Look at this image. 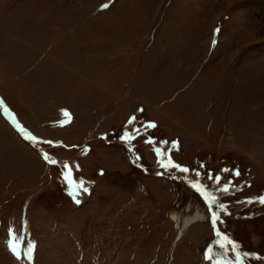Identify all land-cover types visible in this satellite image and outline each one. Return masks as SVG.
I'll use <instances>...</instances> for the list:
<instances>
[{
	"label": "rangeland",
	"instance_id": "obj_1",
	"mask_svg": "<svg viewBox=\"0 0 264 264\" xmlns=\"http://www.w3.org/2000/svg\"><path fill=\"white\" fill-rule=\"evenodd\" d=\"M258 197L264 0H0V264H264Z\"/></svg>",
	"mask_w": 264,
	"mask_h": 264
},
{
	"label": "snow or ice",
	"instance_id": "obj_2",
	"mask_svg": "<svg viewBox=\"0 0 264 264\" xmlns=\"http://www.w3.org/2000/svg\"><path fill=\"white\" fill-rule=\"evenodd\" d=\"M104 7H107V5H104ZM217 31H218V30H217ZM148 126H149V127H155L156 125H155V124H149ZM124 138H125V139H131L132 137L129 135V136H126V137H124ZM156 151L159 153L160 150L157 149ZM45 159H48L47 155H45ZM137 159H139V157H137ZM51 162H52V163H56V161H51ZM134 162H135V161H134ZM160 163H161V165H162L163 167H168V165H167V164H164L163 161H161ZM169 163L171 164L172 167H176V168H178L180 171H183V172H188V171H189V169H187V168H182L181 166L175 164L174 162L169 161ZM65 168H68V165H65ZM226 171H227V170H226ZM234 174H235V175H239V171H236ZM209 178L212 179L211 176H210ZM66 179H67V177H66ZM216 182L219 183V177L216 178ZM191 186H192L196 191H198V192H203V194H204L205 199H206L207 202H209L210 204L215 203V199H216V198H215L214 196H212L210 193H208L207 190H206V188H205L204 186L200 185L198 182H194V183H192ZM79 187H80L84 192H87V191H88V189L85 188V187L83 186V183H80ZM228 190H229V187H228L227 185L224 186V187L222 188V191H224V192H227ZM76 202L79 203L78 200H77ZM258 202L261 203V204H264V197H258ZM219 207H220L221 209H224L225 206H224V205H219ZM209 210L211 211V207L209 208ZM211 215H212V222L215 224L216 220L218 219L217 213L213 211V212H211ZM218 235H219V233H218ZM229 243L232 244V245H233V248L235 249L236 246H235L234 242L229 241ZM219 246H220L221 248L224 247L223 244H220ZM13 251L15 252V248H13ZM245 255H248V254H245ZM206 258L209 259V260L213 259L212 255H209V256H207ZM236 258H237L238 260L242 259L241 255H240V253H239L238 251H236Z\"/></svg>",
	"mask_w": 264,
	"mask_h": 264
},
{
	"label": "bare ground",
	"instance_id": "obj_3",
	"mask_svg": "<svg viewBox=\"0 0 264 264\" xmlns=\"http://www.w3.org/2000/svg\"><path fill=\"white\" fill-rule=\"evenodd\" d=\"M73 194H74L76 199L82 198V196L79 194V192L73 193ZM172 218H173L174 222L177 223L178 238H180L183 235L184 231L188 227L204 220L203 216L199 212H197L196 214H194L192 216L191 215L187 216L183 219L179 215H173ZM21 252L22 251H19L16 253L17 254L16 260L21 264H25L27 262V258L25 256V253H23V252L21 253Z\"/></svg>",
	"mask_w": 264,
	"mask_h": 264
}]
</instances>
